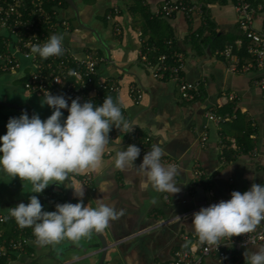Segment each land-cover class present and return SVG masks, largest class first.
<instances>
[{"label":"crops","instance_id":"crops-1","mask_svg":"<svg viewBox=\"0 0 264 264\" xmlns=\"http://www.w3.org/2000/svg\"><path fill=\"white\" fill-rule=\"evenodd\" d=\"M74 1L82 23L76 20L75 12L69 5L64 6L61 17L69 20L71 26L69 30L55 34H63V42L80 58L95 53L106 59L99 67V78L102 81L111 80L122 87L119 99L114 98V102H119L122 115L133 130L126 134L121 131L116 139L110 138L101 167L88 172L93 177L92 183L84 184L78 175H74L71 177L73 186L84 188L85 206L95 208L101 201L114 206L117 211L123 210L124 214L110 221L103 232L107 239L124 242L120 244L121 254L108 256L105 264H164L172 259L177 248L184 245L180 234L194 232L191 227L193 213L221 200H230L233 191L243 193L253 183L264 185V94L255 83L264 74V69L253 67V62L247 58L242 64L237 53L234 54L238 55L240 63L235 66L219 55L212 45L220 37L226 48L234 49L235 46L239 51L245 41L233 0L226 3L209 0ZM166 1L201 3L203 12L190 18L183 13L172 18L153 17L154 11ZM262 1L259 4L262 9L254 21L258 30L264 25ZM115 9H118L117 16L108 20L107 16ZM207 18L213 22L214 28L203 32L208 25ZM215 32L217 37H211V33ZM206 37L207 41L203 39ZM148 40H163L165 45L172 41V50L185 59L182 76L202 83L201 100L192 104L182 102L175 80L155 79L140 65V52L145 50L146 45L150 46ZM25 73L24 69L16 74L0 73V101L23 106L33 115L38 114L46 120L53 109L46 104L41 106L44 98L24 87ZM130 86L142 92L140 102L130 95ZM208 111L222 116L228 114L232 119L217 126L207 119ZM62 113L63 121L67 116L64 111ZM21 114L0 105V136L6 134L9 119L19 118ZM206 126L209 136L203 144L201 138ZM135 133L152 136L154 144L162 147V164H177L175 182L180 192H158L151 185L142 188V178L137 169L121 171L115 168L116 153L126 150L130 136ZM222 140L231 142L230 149L235 152L232 161H226L223 155L228 147L225 144L223 148ZM235 147L249 149L243 153ZM254 148H257L258 154L249 155ZM142 162L143 157L139 155L134 164L139 167ZM196 169L204 174L203 183L194 182ZM50 187L42 193H31L29 182H21L18 177L11 179L0 170V213L19 203L28 204L32 195L39 198L44 211H54L56 204L67 203L68 188L63 191L59 187L53 189L56 193H63V199L53 195ZM70 196L75 204L80 202L74 189ZM12 226L13 223L7 228L10 237L14 238L19 233L11 232ZM0 230L4 233L6 228L0 226ZM261 247L264 243L237 249L232 260L219 261L212 257L207 264H246L244 253L250 255ZM82 249L69 240L56 246L31 243L24 255L15 261L19 262L17 264H78L79 260L95 254L84 253ZM60 255L64 259L57 258ZM100 256V253L93 256L88 264H98Z\"/></svg>","mask_w":264,"mask_h":264},{"label":"clouds","instance_id":"clouds-1","mask_svg":"<svg viewBox=\"0 0 264 264\" xmlns=\"http://www.w3.org/2000/svg\"><path fill=\"white\" fill-rule=\"evenodd\" d=\"M63 34H53L46 43L33 45L31 53L42 59L63 55ZM78 76L74 70L68 73ZM53 109L46 120L38 114L29 118L23 112L19 118H10L7 132L0 136V170L21 182L31 184V193H42L52 184L57 186L82 175L98 170L103 155L110 143L109 132L116 129L129 133L133 129L124 118L119 102L105 97L101 106H94L91 100L80 103L72 99L69 106L63 95L47 92L41 106ZM62 109L68 110L62 121ZM140 148L128 145L126 150L115 155L114 166L121 171L137 169L141 176V187L149 185L158 192L175 194L180 192L175 177V166L161 163L164 150L154 144L137 167L134 161L140 155ZM23 184V183H22ZM24 187V184H23ZM74 189L80 202L56 204L55 211H44L36 195L29 197V203H19L10 208V216L21 228H32L35 243L40 246H56L69 240L78 244L82 239H91L93 232L102 233L122 216L123 210L98 201V207L83 204L84 188ZM79 193V194H77ZM264 222V185L253 183L243 193L233 191L231 199L202 207L193 213L192 225L200 244L219 247L224 240H232L256 231ZM246 264H264V247L250 255L244 253Z\"/></svg>","mask_w":264,"mask_h":264},{"label":"built area","instance_id":"built-area-1","mask_svg":"<svg viewBox=\"0 0 264 264\" xmlns=\"http://www.w3.org/2000/svg\"><path fill=\"white\" fill-rule=\"evenodd\" d=\"M238 13V24L240 31L249 41L248 53L254 58L253 67L264 69V25L258 30L254 21L261 5L255 6L252 0H236ZM63 9L62 2L58 0H0V73L16 74L22 69L24 74V87L43 98L47 92L52 95H63L70 106L72 99L79 98L81 104L91 100L94 106L103 104L105 97L119 99L122 87L109 80L102 81L99 78V67L106 59L97 54H88L83 58L76 56L63 42V55L52 56L42 59L38 54L31 53L33 45H43L51 35L61 31L69 30L71 23L63 19L60 12ZM203 4H190L184 1H166L154 11L155 18H172L178 13L185 14L188 18L194 14H202ZM118 14V9L113 10L107 16L113 20ZM172 48V41L166 42ZM145 50L140 52V65L149 72L153 78L176 81L182 102L192 104L201 100L203 96L201 81H189L182 76L185 59L182 54L172 51L171 53H160L157 45H146ZM226 60L237 66L240 63L238 55L233 53L232 47L218 52ZM74 70L78 76H70L68 73ZM264 94V74L255 80ZM130 95L136 102L143 99L142 92L135 86H130ZM68 116V110L62 109ZM207 119L217 126L232 119L231 115L225 116L208 111ZM235 118V116H234ZM208 127L202 135L201 141H208ZM122 130L114 126L109 132L111 139H116ZM223 148L225 142L222 140ZM140 148V156L151 150L154 145L152 136H144L135 133L130 136L129 144ZM242 151L243 148L235 147ZM245 150H243L244 153ZM257 148L249 152L256 156ZM177 166V164H174ZM204 174L196 169V180L203 183ZM84 184L92 183L93 177L90 173L78 175ZM10 209L0 213V226L13 222ZM3 232L0 230V237ZM180 239L184 245L177 248L170 261L164 264H207V260L215 257L219 261H230L234 257V251L245 249L264 243V222L252 233L233 237L232 240H224L217 247H209L200 244L195 232H182ZM31 243H35L33 229L28 233L20 227L19 234L14 238L4 239L0 243V264H16Z\"/></svg>","mask_w":264,"mask_h":264},{"label":"water","instance_id":"water-1","mask_svg":"<svg viewBox=\"0 0 264 264\" xmlns=\"http://www.w3.org/2000/svg\"><path fill=\"white\" fill-rule=\"evenodd\" d=\"M65 1L71 7V9L75 12L76 20L80 23L81 18L79 15V8L76 5L75 1L74 0H65ZM0 105H4L7 108L15 109L17 112H20V113L26 112L31 117L33 115L30 112V110H28L27 108L20 106V105H14L12 103H7L6 101H0ZM54 187H59L62 191H63V189L66 190L68 188L69 193L67 194L66 201L65 200L64 201L67 203L75 204V202L72 200V198L70 196V194L73 190V188H72L73 187V180L72 179L65 181V185L61 184V185L57 186L56 184H52L50 187L53 195H55L57 197L60 196L61 198L65 199V196L63 195V193H56L53 191ZM115 241L116 240L114 238H110V239L108 238L107 239V236L103 232L102 233L93 232L91 239H82L78 243V246L83 248L82 251L84 253H95V254H91V255L87 256L86 258L79 260L78 264H88L90 262V258H92L93 256H96L99 253L101 254V256H100L98 264H105L108 256H110V255L115 256L117 254H121L120 244H122L124 242H121V241L115 242ZM95 251H97V252H95ZM57 258L64 259V256L60 255Z\"/></svg>","mask_w":264,"mask_h":264},{"label":"trees","instance_id":"trees-1","mask_svg":"<svg viewBox=\"0 0 264 264\" xmlns=\"http://www.w3.org/2000/svg\"><path fill=\"white\" fill-rule=\"evenodd\" d=\"M58 1L62 2V4L65 7H68V4L66 3L65 0H58ZM209 1H214V2H217V3H223V2L226 3L228 0H220V1L219 0L218 1L217 0H209ZM233 1L236 2V0H233ZM252 3L255 6H257L259 4H262L263 1L262 0H256V1L252 0ZM207 23H208V25H207L206 28L203 29V32H204L205 29L206 30H208V29L210 30L211 28H214V24H213V22L209 18H207ZM216 32L214 34L211 33L210 36L213 37V38L214 37H217V35H216L217 33ZM213 38H211L209 41L211 42L213 40ZM243 38L245 39V41L243 42V45L241 46V48L239 49V51H238L237 47H235L234 44H232L233 42L232 43H229L231 46H234L233 53L239 54V56L241 57L242 64L246 61V58L249 60V62H254V58L251 55H249V53H248L249 41L246 39V37L244 35H243ZM203 39L205 41H207L208 40V37L203 38ZM153 42L155 43V45H157L159 47L160 53H168L169 54V53H171L173 51L172 48H169V47L167 48V45H165V42L163 40L162 41L161 40L160 41L159 40H155V41H149L148 40L147 44L154 45ZM212 45L215 46V50L217 52L218 51L221 52V51L225 50V48L227 47V45L224 44L223 39L220 38V37H217L216 40L214 42H212ZM112 99L114 101V97H112ZM224 142H225V144H227V147L228 148H226L224 150L223 155H224L226 161H232L235 152L230 149L231 142H229V141L227 142L226 140ZM247 149H249V148L246 147L245 150H247ZM12 223L14 224V226H12V229H10L11 232H14L15 234H18L19 233L20 226L16 223V221L15 222L14 221L13 222H9L7 224L2 225L1 228L2 229H5L6 228V230L3 233V236L0 237V243H3L4 239L11 238L10 237L11 236V233L8 232L9 229L7 227L10 224H12ZM25 230H27V229H25ZM30 231L31 230L29 229L26 232L29 233ZM234 257H235V253H234Z\"/></svg>","mask_w":264,"mask_h":264},{"label":"rangeland","instance_id":"rangeland-1","mask_svg":"<svg viewBox=\"0 0 264 264\" xmlns=\"http://www.w3.org/2000/svg\"><path fill=\"white\" fill-rule=\"evenodd\" d=\"M62 7L64 8V5L62 4ZM60 16H61V12H60ZM17 264V263H16Z\"/></svg>","mask_w":264,"mask_h":264}]
</instances>
